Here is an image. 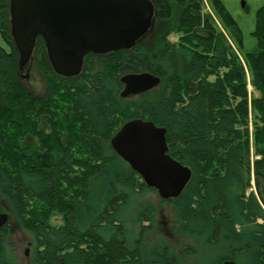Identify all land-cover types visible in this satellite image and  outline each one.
<instances>
[{"label":"trees","instance_id":"1","mask_svg":"<svg viewBox=\"0 0 264 264\" xmlns=\"http://www.w3.org/2000/svg\"><path fill=\"white\" fill-rule=\"evenodd\" d=\"M152 1L154 22L142 41L88 55L76 76L45 65L39 38L35 54L48 89L37 96L12 68L10 0H0V31L11 46L0 45V64L9 63L0 68V212H12L32 237V264H155L140 241L154 226V207L140 205L136 240L120 216L131 193L155 190L110 143L135 118L166 127L169 154L192 170L168 201L179 231L197 243L184 248L194 264H264V3L252 31L258 50L244 52L223 0ZM143 71L160 83L121 97V77ZM98 178L107 183L101 207L88 205ZM77 206H90L93 219L81 222ZM8 234L0 228V264H20L8 253ZM151 252L158 264H187L164 242Z\"/></svg>","mask_w":264,"mask_h":264},{"label":"water","instance_id":"2","mask_svg":"<svg viewBox=\"0 0 264 264\" xmlns=\"http://www.w3.org/2000/svg\"><path fill=\"white\" fill-rule=\"evenodd\" d=\"M154 17L152 0H10L11 36L19 70L30 62L41 37L53 70L65 77L76 76L89 53L134 48L151 29ZM121 82L120 95L126 98L153 89L160 78L143 71L124 74ZM166 134V127L135 118L110 143L148 187L155 188L162 199H173L187 186L192 170L169 154ZM8 220L9 214L0 212V228ZM221 264L239 263L228 259Z\"/></svg>","mask_w":264,"mask_h":264},{"label":"rangeland","instance_id":"3","mask_svg":"<svg viewBox=\"0 0 264 264\" xmlns=\"http://www.w3.org/2000/svg\"><path fill=\"white\" fill-rule=\"evenodd\" d=\"M228 10L231 12L233 17L237 20L241 30L244 41L243 50L244 52L251 51L255 52L258 50L256 39L252 34L255 27L256 12L260 6L264 3V0H223ZM0 45L10 51V43L6 41L0 31ZM46 61L45 59L43 62ZM5 62V61H4ZM2 62L1 67H7L8 62ZM46 66L48 62H44ZM17 64V63H15ZM15 70H17L18 65H12ZM42 61H40L36 56L35 59H31L26 65L23 71H20L19 78L25 84V86L35 95H43L48 89V83L42 72ZM11 68V69H12ZM8 69V70H7ZM10 68H6L9 72ZM13 70V69H12ZM18 73V72H16ZM1 84V79H0ZM253 88L250 86V90ZM253 91V90H252ZM0 102L1 99V85H0ZM251 127V126H250ZM252 128V127H251ZM119 165L123 170L126 169V164L120 161ZM107 187L106 181L103 178H98L93 183V189L91 197L88 201V205H103V198L105 194V189ZM152 188V187H150ZM255 189V186H253ZM155 189V188H154ZM132 194V199L129 207H126L120 214L121 219H126L129 223L126 224V228L130 231H134L132 240L139 237V226L132 223L136 220V216L139 212L141 204L148 203L151 204L155 211L153 213V228L145 230V233L141 236L140 241L141 246L144 250V257L150 261H154L158 264L156 257L152 254V246L157 242L161 241L166 243L170 250L176 254L180 260H183L187 264H194L196 257L187 254L184 250L185 247H192L197 249V243L195 240L188 235L182 233L177 228L178 225L175 221V209L171 204L170 199H162L156 190H147L144 193L137 195ZM90 207V206H89ZM89 207L80 206L76 207L73 215L76 216L81 222L87 223L88 220H92L93 217L89 215ZM9 214V220L6 226L9 229V234L7 237V250L12 258L20 264H32V258L34 253L33 239L32 237L23 229L21 224L18 222L16 217L12 212L5 211ZM55 224H62L63 219L60 216H55L53 218ZM148 222H145V225ZM135 235V236H134ZM198 257H201L203 250ZM26 252L28 254H26ZM213 253V252H211ZM214 254H212L213 256ZM211 256V257H212Z\"/></svg>","mask_w":264,"mask_h":264},{"label":"flooded vegetation","instance_id":"4","mask_svg":"<svg viewBox=\"0 0 264 264\" xmlns=\"http://www.w3.org/2000/svg\"><path fill=\"white\" fill-rule=\"evenodd\" d=\"M146 36V35H145ZM145 36H143V38H141L139 41H138V43L140 42V41H142V39H144V37ZM39 38H41V37H38V39ZM38 39H37V41H38ZM43 39V38H42ZM45 42V41H44ZM36 45H37V43H36ZM137 45V44H136ZM35 49H36V46H35ZM35 49H34V53H33V56H32V59L34 60L35 59V56H36V54H35ZM92 53H89L88 55H91ZM93 54H95V53H93ZM88 55H86V57L88 56ZM86 57H85V60H84V65H85V61H86ZM44 59L46 60L45 62H48L47 63V65L53 70V68H52V64H51V62H50V60H49V56H48V53H47V49H46V43H45V54H44ZM84 67V66H83ZM23 71V70H22ZM54 71V70H53ZM55 72V71H54ZM56 73V72H55ZM57 74V73H56ZM59 76H62V75H59ZM62 77H65V76H62ZM26 254H28L27 252H26Z\"/></svg>","mask_w":264,"mask_h":264},{"label":"bare ground","instance_id":"5","mask_svg":"<svg viewBox=\"0 0 264 264\" xmlns=\"http://www.w3.org/2000/svg\"><path fill=\"white\" fill-rule=\"evenodd\" d=\"M19 67V66H18Z\"/></svg>","mask_w":264,"mask_h":264}]
</instances>
